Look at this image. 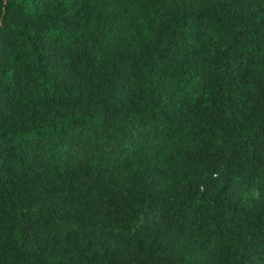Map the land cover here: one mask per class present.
Segmentation results:
<instances>
[{"label":"trees","instance_id":"1","mask_svg":"<svg viewBox=\"0 0 264 264\" xmlns=\"http://www.w3.org/2000/svg\"><path fill=\"white\" fill-rule=\"evenodd\" d=\"M0 264H264V0H0Z\"/></svg>","mask_w":264,"mask_h":264}]
</instances>
